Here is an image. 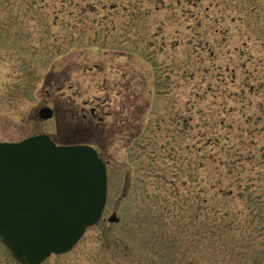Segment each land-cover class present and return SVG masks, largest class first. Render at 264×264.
Wrapping results in <instances>:
<instances>
[{
    "label": "rangeland",
    "instance_id": "374dc122",
    "mask_svg": "<svg viewBox=\"0 0 264 264\" xmlns=\"http://www.w3.org/2000/svg\"><path fill=\"white\" fill-rule=\"evenodd\" d=\"M43 133L98 142L108 181L40 264H264V0H0V142Z\"/></svg>",
    "mask_w": 264,
    "mask_h": 264
},
{
    "label": "water",
    "instance_id": "95a60500",
    "mask_svg": "<svg viewBox=\"0 0 264 264\" xmlns=\"http://www.w3.org/2000/svg\"><path fill=\"white\" fill-rule=\"evenodd\" d=\"M106 192V164L91 145L56 144L44 133L0 142V241L22 264L71 250L99 220Z\"/></svg>",
    "mask_w": 264,
    "mask_h": 264
},
{
    "label": "flooded vegetation",
    "instance_id": "af4514ba",
    "mask_svg": "<svg viewBox=\"0 0 264 264\" xmlns=\"http://www.w3.org/2000/svg\"><path fill=\"white\" fill-rule=\"evenodd\" d=\"M103 112H105V115L108 114V111H103ZM53 115H55V112ZM103 118H104V116L99 114L96 107H90L88 109V111L86 109L82 108L81 120H82V122L85 123L84 127L90 128L92 126L96 131H98L99 135L102 138H105L107 140L108 134L111 133V126L112 125L115 126V124L110 123V125H108V127H106L107 125L105 124V121L103 120ZM58 144H90L96 148L97 152L99 153V156L107 164V161L104 159V156L101 153L103 148H102V146H100L98 144V142H92L91 140L85 139V140H70V141H66V142H59Z\"/></svg>",
    "mask_w": 264,
    "mask_h": 264
}]
</instances>
